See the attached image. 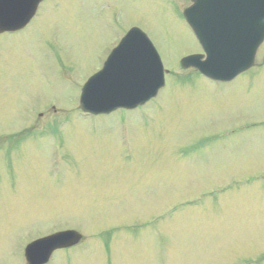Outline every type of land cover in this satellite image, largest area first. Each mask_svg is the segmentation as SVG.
I'll use <instances>...</instances> for the list:
<instances>
[{"label":"rangeland","instance_id":"obj_1","mask_svg":"<svg viewBox=\"0 0 264 264\" xmlns=\"http://www.w3.org/2000/svg\"><path fill=\"white\" fill-rule=\"evenodd\" d=\"M187 3L47 0L1 36L0 264L68 228L84 238L48 264H264V45L229 85L183 68L201 49L171 7ZM130 24L168 86L136 110L83 114L80 87Z\"/></svg>","mask_w":264,"mask_h":264},{"label":"water","instance_id":"obj_2","mask_svg":"<svg viewBox=\"0 0 264 264\" xmlns=\"http://www.w3.org/2000/svg\"><path fill=\"white\" fill-rule=\"evenodd\" d=\"M39 1L40 0H0V32L16 30L23 27L30 20ZM194 1L195 4L187 9L185 14L192 26L197 27V30H195L201 41L207 40L208 47L206 50L208 51V56L205 60H202V56L200 55L188 56L182 60L183 65L185 67H198L203 72L223 80L231 79L236 74L254 65L257 49L264 39L262 36V27L260 29L258 28L259 26L256 27L258 28L257 34L251 33V39L245 46L235 41L234 36L229 39L226 37L224 38V36L210 37L209 30H207L208 23L203 22L201 24L198 20H208L212 18L213 22L215 23L217 21L216 25L221 28V26H224L225 23L229 21L230 16H236L235 8L238 4L234 2L231 3V9L226 11V9L224 10L223 7H221L222 0H214L211 7H206L203 0ZM258 12L252 15L253 20ZM240 17L248 21V15L244 9L240 10ZM257 21H259L258 24L264 26V7L261 18L258 16ZM222 28L223 30H220V32L224 35L227 34V28ZM248 29H251V26ZM127 48H129L128 55H136L135 51H133L132 33H129L115 49L114 56L109 60V64H116L119 57L117 52L125 51ZM155 60L154 55L147 52V56L137 55L130 58L127 62L121 63L119 69H116L115 80L113 79L112 84L109 86L110 91L113 92L112 95L106 94L96 99L93 91L96 92V85L102 83L105 74L92 80V82L88 84V98L86 102H83L82 108L94 112H109L121 105L134 107L138 104H143L151 96L155 95L159 86L162 85L163 78L162 75L160 77V73H157L159 67ZM137 67H145L142 69L143 72H146L150 68L152 72L153 68L158 74L156 83H154L150 89L143 90L140 86L134 85L133 79L138 75V72H135L138 71ZM101 88L104 89V87ZM96 103H99L98 109L93 108ZM80 238L81 234L76 230H67L37 240L29 246L28 255L31 259V264L45 261L55 247L74 244L78 242ZM40 250L43 251V254H41L39 258V254L41 253ZM38 251L40 252L36 260L35 256Z\"/></svg>","mask_w":264,"mask_h":264}]
</instances>
